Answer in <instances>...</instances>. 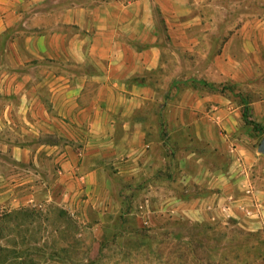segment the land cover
<instances>
[{"label":"crops","instance_id":"1","mask_svg":"<svg viewBox=\"0 0 264 264\" xmlns=\"http://www.w3.org/2000/svg\"><path fill=\"white\" fill-rule=\"evenodd\" d=\"M195 1L0 0L3 147L32 163L19 181L67 187L5 193L7 213L53 202L83 223L93 209L100 218L114 176L162 216L231 219L264 242V135L238 98L212 88L244 86L264 130V0L219 51L205 46L219 18Z\"/></svg>","mask_w":264,"mask_h":264},{"label":"rangeland","instance_id":"2","mask_svg":"<svg viewBox=\"0 0 264 264\" xmlns=\"http://www.w3.org/2000/svg\"><path fill=\"white\" fill-rule=\"evenodd\" d=\"M260 2L195 1L199 15L219 18L214 26L217 33L209 35L208 29L205 46L210 45L211 39V45L219 51L228 33L239 27L243 17L258 13ZM187 59L204 67L202 57ZM5 61L6 57L0 56V68ZM235 87L232 98L239 96V92L247 94L244 86ZM2 103L0 100V113L4 109ZM5 136L0 131V197L7 193L20 199L36 194L45 199L51 187L60 195L67 191L66 185L19 181L24 171L33 166L31 163L24 167L13 161L8 148L3 147ZM115 178L112 176L114 184L106 189L111 205L100 218L96 210L89 211V221L85 223L75 212L73 216L69 209L53 202L39 209L25 207L10 213L7 212L11 198L0 202V264H263L264 242L237 221L197 220L172 212L170 216H162L158 212L160 202H147L144 197L128 200L124 188L129 185H120ZM140 186L146 189L145 184ZM173 207L176 205L171 202L170 211Z\"/></svg>","mask_w":264,"mask_h":264},{"label":"trees","instance_id":"3","mask_svg":"<svg viewBox=\"0 0 264 264\" xmlns=\"http://www.w3.org/2000/svg\"><path fill=\"white\" fill-rule=\"evenodd\" d=\"M212 88L214 89H220L222 92L224 91H228L230 92L231 94L235 92L236 90V87L234 86H229V85H213ZM235 97H238V99H240V102H241V105H242V111H243V118L246 122L247 125L249 126H253V128L255 130H261V133L262 135H264V130L261 128V126L257 123H255L254 121H252L251 117H250V105H249V97H245L243 95L242 92H239V96H235Z\"/></svg>","mask_w":264,"mask_h":264},{"label":"water","instance_id":"4","mask_svg":"<svg viewBox=\"0 0 264 264\" xmlns=\"http://www.w3.org/2000/svg\"><path fill=\"white\" fill-rule=\"evenodd\" d=\"M258 152L261 154H264V136L258 145Z\"/></svg>","mask_w":264,"mask_h":264},{"label":"built area","instance_id":"5","mask_svg":"<svg viewBox=\"0 0 264 264\" xmlns=\"http://www.w3.org/2000/svg\"><path fill=\"white\" fill-rule=\"evenodd\" d=\"M72 215H73V216L75 215L74 212L72 213Z\"/></svg>","mask_w":264,"mask_h":264}]
</instances>
